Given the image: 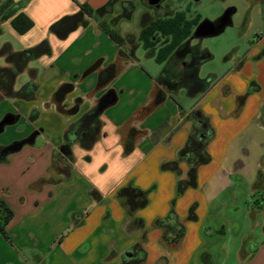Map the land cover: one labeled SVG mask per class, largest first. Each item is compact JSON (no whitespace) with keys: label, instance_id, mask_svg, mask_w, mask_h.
Segmentation results:
<instances>
[{"label":"crops","instance_id":"obj_1","mask_svg":"<svg viewBox=\"0 0 264 264\" xmlns=\"http://www.w3.org/2000/svg\"><path fill=\"white\" fill-rule=\"evenodd\" d=\"M22 1L0 0V36L17 40L21 49L46 38L51 54L34 59L40 62V68L27 65L25 69L27 73L31 68L37 70L34 98L23 100L29 103L25 114L37 109L38 115L31 121L27 115L30 124L21 137L41 130L30 144L0 163V197L13 211L6 225L13 244L0 235V264H119L134 244L145 251L139 264H157L161 257L167 259L165 264H264V32L250 40L242 54H227L223 69L207 70L204 77L212 75L213 82L204 93L185 104L165 93L160 104L139 114L151 102L153 93L163 89L156 81L160 71L152 74L140 68L136 52L140 47L145 52L141 42L134 58H118L120 44L110 36L106 22L112 15L98 21L89 18L86 26L77 27L63 39L48 30L61 16L77 12L78 4L95 8L107 0H27L21 6ZM135 7L126 20L132 18ZM119 12L116 3L111 14ZM17 13L32 21L24 33L11 26ZM144 13L152 19H164L155 26L160 31L170 27L171 32H166L176 34L175 29H179L178 37L169 34L167 43L158 31L153 44L162 57L188 37L199 21L165 3L153 13L143 10L140 18ZM179 23L180 28L173 26ZM111 29L121 38L132 34L139 39L142 26L139 22L137 34ZM194 39L192 44L200 42ZM1 41V45L11 42L5 37ZM100 57L102 66L116 62L118 72L106 86L95 90L96 72L84 77L81 73ZM64 82L73 84L61 102L65 108L76 97L81 98L78 111L72 115L59 111L52 100L53 92ZM108 88L115 91L116 100L100 115L101 136L87 151L77 144L72 146L74 162L69 178L64 179L50 167L51 151L61 143L66 127ZM193 107L208 115L214 128L207 144L210 158L198 166L196 186L186 188L175 198L173 210L185 231L177 243L167 244L162 240V229L153 225V220L168 212L176 181L186 177L188 167L180 162L176 174L160 170L159 164L174 159L184 144L190 129L185 115ZM11 114L18 116L16 121L20 118L18 112ZM131 127L140 133L133 149L125 153L124 143ZM128 181L140 189L154 186L147 204L132 216L115 196V190ZM235 188L245 189L249 197L247 209L238 215L242 207ZM91 189L96 190V198L90 194ZM192 203L196 204V219L188 220L187 210ZM134 217L142 218L144 226L134 227Z\"/></svg>","mask_w":264,"mask_h":264},{"label":"trees","instance_id":"obj_2","mask_svg":"<svg viewBox=\"0 0 264 264\" xmlns=\"http://www.w3.org/2000/svg\"><path fill=\"white\" fill-rule=\"evenodd\" d=\"M27 0H23L19 5H24ZM118 3L120 5L121 13L119 17L124 19L130 18L134 9V0H107L102 5L91 8L86 4H78L79 10L73 14L63 15L54 22H52L48 30L54 34L57 38H65L71 31L79 26H86L89 18L98 21L103 16L111 14L113 6ZM148 8H153V5L145 3ZM16 10V9H15ZM13 12H6L3 17L10 15ZM231 12L234 8H229ZM179 18V17H178ZM177 18V19H178ZM140 24L142 31L140 38L136 39L132 34H126L124 37H120L111 26L108 32L112 38H114L119 44L117 56L120 59L134 58V51L141 42L144 45L145 53L147 55L155 56L157 60L162 63L161 70L156 77V81L162 85V90H156L153 93L151 102L142 107L138 113L145 114L149 112L152 107L160 104L165 97V93L173 94L180 88H184L189 96H197L209 89L213 82V76L208 75L206 77H200L199 67L202 63L212 58V53L205 47H200L199 43H191L193 32L188 37L176 43L170 53L162 57L155 52L156 48L153 44L158 35V29L156 24L158 21L164 22L162 18L152 19L147 14H142L140 18ZM176 19V20H177ZM116 17L111 19L112 25L115 23ZM11 26L18 33H24L32 26V21L23 13H17L11 20ZM174 27H181L173 25ZM171 28H166V31H170ZM0 28V33H1ZM164 30L160 31L161 35H165L163 43L168 42V38L178 37L179 29H175L176 34H170ZM174 32V31H172ZM170 34V35H169ZM169 35V36H168ZM51 47L46 38L41 39L36 44L20 49L14 50L9 42L0 46V57L4 59V65H0V99L12 98L31 100L34 98L37 83L35 81L37 70L35 68L28 69L29 79L23 83L18 89L14 88L16 77L23 72L29 61H32L42 55H50ZM103 58H97L90 65H88L81 73V77H84L92 72H96L95 90H100L106 86L109 81L115 77L118 72V66L116 62L108 63L102 66ZM73 88V84L70 82L61 83L53 92L52 100L57 104L59 111L66 115L75 114L78 111L81 98L76 97L74 103L65 108L61 104L65 95L69 93ZM240 98L239 102H241ZM116 100V93L112 88H108L101 94L94 102V104L85 112H83L76 120L71 122L63 132L61 143L51 151V165L50 167L64 179H68L71 174L72 164L74 162V156L72 153V146L74 144L79 145L84 150H89L93 144L101 136L102 121L100 119L101 113ZM185 119L190 121V129L188 131L184 144L177 150L176 156L171 160H164L159 164L160 170H169L176 174H179V163L185 162L187 165V172L185 178H179L175 184L174 197L170 201V208L166 215L157 217L153 220V225L162 229V240L167 244L177 243L183 236L185 228L182 223L178 221L176 213L173 210V204L175 198L183 193L188 187L196 186V171L198 166L207 163L209 161V154L207 152V144L214 135V128L212 127L208 115L202 112L198 107H193L186 111ZM16 121L17 115L7 113ZM5 114V115H7ZM4 115V116H5ZM38 110L32 109L28 115V120H33L37 117ZM2 120V119H1ZM0 120V132L4 129L6 124H2ZM41 128L33 130L27 136L15 139L8 144H0V163L7 162L8 157L19 151L23 146L30 144L37 131ZM140 132L131 127L126 136L124 143V152H130L134 147L135 138ZM86 160L89 156H84ZM42 181V180H40ZM154 189V186H150L147 189H140L133 185L132 181H128L125 184L119 186L115 190V196L124 204L126 213L131 215L138 209L144 207L148 202V194ZM90 194L96 198L97 192L95 189H91ZM196 204L192 203L188 210L186 218L188 220H195ZM73 215V214H72ZM13 217V211L8 204L0 197V235L4 237L10 244H13L12 239L6 231V225ZM131 224L134 227H143L144 221L140 217H134L131 220ZM59 238L58 240H60ZM129 256H122L119 264H139L145 258V251L138 246V244L132 245L128 251ZM167 259L161 257L157 264H165Z\"/></svg>","mask_w":264,"mask_h":264},{"label":"rangeland","instance_id":"obj_3","mask_svg":"<svg viewBox=\"0 0 264 264\" xmlns=\"http://www.w3.org/2000/svg\"><path fill=\"white\" fill-rule=\"evenodd\" d=\"M145 3L147 0H134L135 10L130 20H126L119 17V13L107 14L112 15L111 19L116 17L115 23L112 25L111 19L107 20V25L113 27L118 33L125 34L131 32L137 34L139 30L140 14L143 10L154 12L155 9L148 8ZM169 4L175 11L184 14L187 18L198 19L200 22L203 19L215 20L220 17L227 9L234 8V12L231 14V23L227 25L220 33L214 36H207L194 39L193 41L199 42L202 47H205L212 53V58L204 62L200 68L199 76L204 77L208 69L221 70L224 66V58L227 54L233 55L242 54L250 40L256 39V36L261 35L264 32V0H199L194 2L193 0H161L160 4ZM125 36V35H124ZM11 41L14 49H21L22 46L17 40H14L8 35L0 36V46L2 44V38ZM138 63L142 70L156 74L161 70L162 63L157 60L155 56L147 55L142 51L141 47L136 52ZM0 65H4L3 58L0 57ZM28 67L35 66L40 68L41 64L37 60L28 62ZM148 74V73H147ZM29 79L27 71L21 72L15 80L14 88L18 89L23 83ZM175 99L180 103L185 104L189 100H192V96L186 93L184 88L178 89L172 94ZM4 108V114L0 116V120L5 113H13V111L20 114V118L4 127L0 132V144H8L15 139L22 138L21 135L30 124L27 120L26 109L29 107L27 101L3 98L0 100V108ZM33 131V130H32ZM31 131V132H32ZM30 132V133H31ZM28 133V134H30ZM27 134V135H28ZM41 142V139H38ZM235 196L238 201V205L241 211L236 214L243 213L244 209H247L246 203L249 199L245 189L235 188ZM246 199V200H245ZM244 201V202H243ZM234 212V213H235ZM65 231L62 232V235Z\"/></svg>","mask_w":264,"mask_h":264},{"label":"water","instance_id":"obj_4","mask_svg":"<svg viewBox=\"0 0 264 264\" xmlns=\"http://www.w3.org/2000/svg\"><path fill=\"white\" fill-rule=\"evenodd\" d=\"M161 0H147L149 5L157 6ZM197 2L199 0H193ZM234 12V11H233ZM230 10H226L220 17H218V22L215 23L213 20L203 19L195 26L193 30V37L202 38L207 36H214L220 33L227 25L231 23V14L233 13ZM2 124H11L13 119L10 115L3 116L1 120ZM124 256H129L128 252L124 253Z\"/></svg>","mask_w":264,"mask_h":264},{"label":"flooded vegetation","instance_id":"obj_5","mask_svg":"<svg viewBox=\"0 0 264 264\" xmlns=\"http://www.w3.org/2000/svg\"><path fill=\"white\" fill-rule=\"evenodd\" d=\"M159 3H160V2H159ZM158 6H159V4H158L157 6H154V9L158 8ZM213 21H215V23H217V22H218V18L215 19V20H213Z\"/></svg>","mask_w":264,"mask_h":264}]
</instances>
